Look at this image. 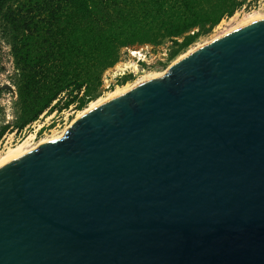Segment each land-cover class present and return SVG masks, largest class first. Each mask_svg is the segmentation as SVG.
Wrapping results in <instances>:
<instances>
[{"label":"water","instance_id":"1","mask_svg":"<svg viewBox=\"0 0 264 264\" xmlns=\"http://www.w3.org/2000/svg\"><path fill=\"white\" fill-rule=\"evenodd\" d=\"M0 264H264V16L1 163Z\"/></svg>","mask_w":264,"mask_h":264},{"label":"trees","instance_id":"2","mask_svg":"<svg viewBox=\"0 0 264 264\" xmlns=\"http://www.w3.org/2000/svg\"><path fill=\"white\" fill-rule=\"evenodd\" d=\"M242 3L0 0V20L10 36L18 71V127L36 121L45 111L74 102L82 108L99 97L103 74L119 61L123 47L171 40L178 45L171 52L174 57L223 18L231 17ZM8 127L1 126L0 138Z\"/></svg>","mask_w":264,"mask_h":264},{"label":"rangeland","instance_id":"3","mask_svg":"<svg viewBox=\"0 0 264 264\" xmlns=\"http://www.w3.org/2000/svg\"><path fill=\"white\" fill-rule=\"evenodd\" d=\"M243 3L240 8L231 17L223 18L219 24L213 27L208 33L201 34L194 42L181 48L174 57H170L171 52L178 47L171 40H165L159 44L144 43L139 45L123 47L119 61L109 67L103 74V84L99 89V97H106L109 92L115 90L118 86L132 83L139 77L151 72H162L168 68L174 59L184 52L198 47L215 37L222 31L228 30L244 16L260 12L264 13V0H241ZM197 30V28L195 29ZM193 33V30L191 31ZM179 42L182 37L177 39ZM141 49L143 57L132 52ZM140 59V61H139ZM132 60L139 64V72L135 73L131 68L118 70L117 64ZM128 76L126 80L123 78ZM18 71L15 67L14 58L11 51L10 36L4 22L0 20V128L9 124L8 129L2 134H6L0 143V157L11 147L23 142L30 136V145L38 144L41 139L47 138L62 130L77 116V113L85 109L90 102L82 108H78L77 102L70 104L62 109H54L51 112L45 111L36 121L19 128L20 108L18 103ZM65 96L63 95V99ZM55 131V132H54ZM13 137L12 144H5V140ZM5 144V145H4Z\"/></svg>","mask_w":264,"mask_h":264},{"label":"bare ground","instance_id":"4","mask_svg":"<svg viewBox=\"0 0 264 264\" xmlns=\"http://www.w3.org/2000/svg\"><path fill=\"white\" fill-rule=\"evenodd\" d=\"M261 16H264V13L256 12V13L249 14L248 16H244L241 20L237 21V22L235 23V25H233V26H232L231 28H229L228 30H230V29H232V28H234V27H236V26H238V25H240V24H242V23H244V22H246V21H248V20H251V19H254V18H257V17H261ZM228 30L222 31V32L219 33L218 35H221V34L227 32ZM201 45H202V44H201ZM198 46H200V45H198ZM193 49H194V48H193ZM191 50H192V49H191ZM191 50H188V51L184 52L183 54L179 55L177 58L181 57L182 55L186 54L187 52H189V51H191ZM132 54H133V55L138 54V56L141 57V58L144 56V55H143L144 53H142L141 49L136 50V51H133ZM177 58H176V59H177ZM176 59H174V60H176ZM174 60H173V61H174ZM173 61H172V62H173ZM129 67H130L131 70H132L133 72H135V73H138V72L140 71V70H139V64H138L137 62L132 61V60H129V61H126V62H120V63L117 64V67H116V68H118V70H120V69L123 70V69H127V68H129ZM168 67H169V66H168ZM166 70H167V69H166ZM166 70H164V71H162V72H151V73H148V74H146V75H143V76L139 77L138 79H136V80H135L134 82H132V83H127V84H125V85H123V86H118L115 90L109 92L108 95H107L106 97H100V98H98V99H94L93 101H91L90 104H89L85 109H83V110H81V111H79V112L77 113V116H79L80 114H82L85 110H87V109H89V108H91V107H93V106L99 104L100 102H102V101L108 99L109 97H112L113 95L120 94V93H123V92L127 91L129 88H131V87H132L133 85H135L136 83H138V82H140V81H142V80H144V79H146V78L152 77V76L161 75V74H163ZM77 116H76V117H77ZM76 117H75V118H76ZM75 118H74V119H75ZM74 119H73V121H74ZM73 121H72V122H73ZM72 122H71V123H72ZM69 125H70V124H69ZM69 125H67V126L62 130L61 133H56V132L54 131L55 133H54L53 135H51V136H49V137H47V138L41 139V140L39 141V143H41V142H43V141H45V140H48V139H51V138H55V137H58V136L62 135V134L64 133V131L66 130V128H67ZM29 139H30V136H29L27 139H25L23 142H21V143H19V144H16L15 146H11V147H9V148L5 151V153L1 155V157H0V164L3 163V162H5V161H7V160H9V159H11V158H13V157H15V156H17V155H20V154L24 153L25 151H27V150H29V149H31L32 147H34V146L37 145V143L34 144V145H30V141H29Z\"/></svg>","mask_w":264,"mask_h":264},{"label":"built area","instance_id":"5","mask_svg":"<svg viewBox=\"0 0 264 264\" xmlns=\"http://www.w3.org/2000/svg\"><path fill=\"white\" fill-rule=\"evenodd\" d=\"M139 61H140V59H139ZM124 70H125V69H124ZM5 136H6V134L2 137V139L0 140V143L2 142V140L4 139ZM12 140H13V137H12V138L8 137V138L5 140V144H7V143L12 144V143H11ZM5 144H4V145H5Z\"/></svg>","mask_w":264,"mask_h":264}]
</instances>
